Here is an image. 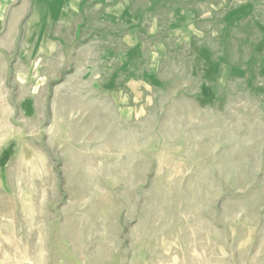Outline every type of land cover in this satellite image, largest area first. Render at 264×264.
Wrapping results in <instances>:
<instances>
[{
	"label": "rangeland",
	"instance_id": "1",
	"mask_svg": "<svg viewBox=\"0 0 264 264\" xmlns=\"http://www.w3.org/2000/svg\"><path fill=\"white\" fill-rule=\"evenodd\" d=\"M0 264H264V0H0Z\"/></svg>",
	"mask_w": 264,
	"mask_h": 264
}]
</instances>
